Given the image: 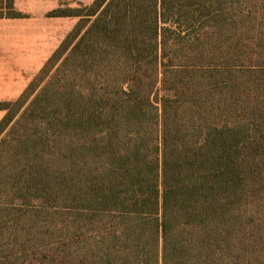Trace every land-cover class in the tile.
Wrapping results in <instances>:
<instances>
[{
  "label": "trees",
  "instance_id": "16d2710c",
  "mask_svg": "<svg viewBox=\"0 0 264 264\" xmlns=\"http://www.w3.org/2000/svg\"><path fill=\"white\" fill-rule=\"evenodd\" d=\"M48 15L78 22L0 102V264H264V0Z\"/></svg>",
  "mask_w": 264,
  "mask_h": 264
},
{
  "label": "rangeland",
  "instance_id": "374dc122",
  "mask_svg": "<svg viewBox=\"0 0 264 264\" xmlns=\"http://www.w3.org/2000/svg\"><path fill=\"white\" fill-rule=\"evenodd\" d=\"M93 1L14 0L21 17L0 18V74L5 73L0 75V102L15 101L21 95L78 22L77 17L48 14L57 8L87 6ZM5 115L0 110V121Z\"/></svg>",
  "mask_w": 264,
  "mask_h": 264
},
{
  "label": "crops",
  "instance_id": "0c3cea01",
  "mask_svg": "<svg viewBox=\"0 0 264 264\" xmlns=\"http://www.w3.org/2000/svg\"><path fill=\"white\" fill-rule=\"evenodd\" d=\"M0 59H2L1 57H0ZM4 60H5V58H4ZM1 69H5V68H1ZM0 75H5V73H1ZM37 75V74H36ZM32 81V80H31ZM0 84H1V82H0ZM26 89V88H25ZM23 93V92H22ZM21 93V94H22Z\"/></svg>",
  "mask_w": 264,
  "mask_h": 264
}]
</instances>
